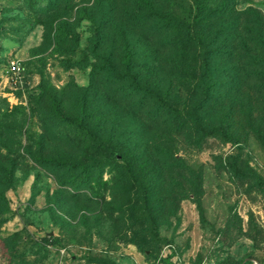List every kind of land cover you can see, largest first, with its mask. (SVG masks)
Here are the masks:
<instances>
[{"label":"rangeland","instance_id":"374dc122","mask_svg":"<svg viewBox=\"0 0 264 264\" xmlns=\"http://www.w3.org/2000/svg\"><path fill=\"white\" fill-rule=\"evenodd\" d=\"M254 261L264 0H0V264Z\"/></svg>","mask_w":264,"mask_h":264},{"label":"trees","instance_id":"16d2710c","mask_svg":"<svg viewBox=\"0 0 264 264\" xmlns=\"http://www.w3.org/2000/svg\"><path fill=\"white\" fill-rule=\"evenodd\" d=\"M131 57V55H130ZM105 64L106 66L109 68H111L110 66V62L108 60H105ZM130 61H129V55H128V60H125V65L127 66V68L129 67ZM110 70V69H109ZM110 72H112V70H110ZM125 78H130V75L128 73H125L124 75H117L115 77V79L119 82L120 80H123ZM136 91V93H138V95H142V98L140 99V101H160V104L163 105V109L168 112V104L167 101H172L169 96L167 94H160L158 92H156V90H153L149 87L146 86H136L134 87ZM169 113H163L162 118L164 120H169L170 117H172L171 115H168ZM55 115L59 118L60 122L65 123V124H75V126L83 128L82 126V122L81 120H79L78 118H68V117H63L62 115H60L58 112H55ZM170 116V117H169ZM88 133V132H87ZM116 153V152H114ZM43 160H41L42 162ZM46 163H52L54 161L51 160H47L45 161ZM64 163H68V162H62L59 165H63ZM80 168V165H77ZM69 168H73V166H69Z\"/></svg>","mask_w":264,"mask_h":264},{"label":"built area","instance_id":"2783aa9c","mask_svg":"<svg viewBox=\"0 0 264 264\" xmlns=\"http://www.w3.org/2000/svg\"><path fill=\"white\" fill-rule=\"evenodd\" d=\"M9 72L15 78H17L19 75H21V68H20L19 63L12 61L9 64Z\"/></svg>","mask_w":264,"mask_h":264},{"label":"water","instance_id":"95a60500","mask_svg":"<svg viewBox=\"0 0 264 264\" xmlns=\"http://www.w3.org/2000/svg\"><path fill=\"white\" fill-rule=\"evenodd\" d=\"M255 262V264H259L258 262H256V261H254Z\"/></svg>","mask_w":264,"mask_h":264},{"label":"crops","instance_id":"0c3cea01","mask_svg":"<svg viewBox=\"0 0 264 264\" xmlns=\"http://www.w3.org/2000/svg\"><path fill=\"white\" fill-rule=\"evenodd\" d=\"M255 263V262H254ZM259 263V262H258ZM259 264H262V263H259Z\"/></svg>","mask_w":264,"mask_h":264}]
</instances>
